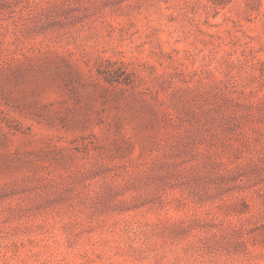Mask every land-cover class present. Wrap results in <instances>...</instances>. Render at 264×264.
I'll use <instances>...</instances> for the list:
<instances>
[{"label":"rangeland","instance_id":"rangeland-1","mask_svg":"<svg viewBox=\"0 0 264 264\" xmlns=\"http://www.w3.org/2000/svg\"><path fill=\"white\" fill-rule=\"evenodd\" d=\"M0 264H264V0H0Z\"/></svg>","mask_w":264,"mask_h":264}]
</instances>
